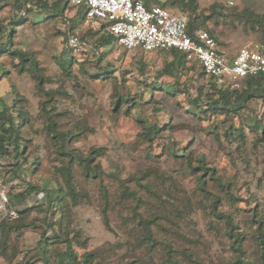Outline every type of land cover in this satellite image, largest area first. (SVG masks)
I'll list each match as a JSON object with an SVG mask.
<instances>
[{
  "label": "rangeland",
  "instance_id": "374dc122",
  "mask_svg": "<svg viewBox=\"0 0 264 264\" xmlns=\"http://www.w3.org/2000/svg\"><path fill=\"white\" fill-rule=\"evenodd\" d=\"M196 1L193 18L204 21L199 28L213 35L220 50L234 55L242 47L264 49V0ZM13 2L0 1V24L11 27L13 47L32 53L37 60L44 90L53 95L60 92L56 102H50L48 113L58 129L80 131L67 147L84 154L102 148L104 153L94 158L95 163L122 179L154 166L157 178H161L154 179V187L170 203L173 222L153 230L156 247L150 250L152 242L135 245L142 228L125 218V212L111 214L110 227L106 228L95 205L73 206L71 227L81 229L87 241L85 248L76 245L79 253L97 251L102 264L125 263L134 256L142 264H169L165 252L170 247L181 264H231L239 253L232 248L233 239L228 235L233 227L243 238L240 256L257 264L258 219L264 229V129L253 125L255 120L264 123L263 102L254 99L234 111L214 109L209 103V78L199 73L197 63L186 62L171 76L160 75L172 54L128 50L117 42L94 47L105 29L95 34L101 23L86 22L71 1L62 15L44 18L45 10L24 11L23 7L16 15ZM163 2L170 3H156ZM173 10L190 18L188 10ZM66 21L74 24L73 33L88 40L89 48L71 51L62 42L63 31L70 27ZM7 39L6 33L0 36V42ZM71 57V68L65 72L60 63ZM0 61L7 68V76L0 80V108L3 105L13 112L22 124L19 131L23 139H27L25 162L11 151L4 161L13 167L1 166L10 197L29 183H47V188H55L62 183L57 173L62 159L45 127L42 106L48 96L38 88L27 64H15L17 59L6 56ZM119 96L127 100L116 102ZM216 97L214 94L213 99ZM21 114L28 119L25 125ZM153 126H158L159 132L149 138L147 129ZM185 155L196 167L202 157L209 169L190 171L183 161ZM211 169L213 179H209ZM203 180L207 192L201 190ZM35 195L28 196L23 204L28 205V198L32 197V202ZM142 196L151 199L146 192ZM153 204L145 205L144 217L156 212ZM41 215L38 210L31 212L26 221L34 226L13 236V256L5 258L0 251V264H41L36 247L46 226ZM124 229H134L133 236ZM57 249L63 250L65 245L58 244Z\"/></svg>",
  "mask_w": 264,
  "mask_h": 264
},
{
  "label": "trees",
  "instance_id": "16d2710c",
  "mask_svg": "<svg viewBox=\"0 0 264 264\" xmlns=\"http://www.w3.org/2000/svg\"><path fill=\"white\" fill-rule=\"evenodd\" d=\"M142 1L147 7L160 5L175 14L181 13L175 12L173 8H180L181 11L188 10L190 12V18H188L189 34H193L196 30L200 29V25L204 23V21L200 23L196 22L193 18L197 8L196 0H168V2H170L168 4L164 2L158 4L156 3L158 0ZM69 2L70 0H53L51 3H49L48 0H14L13 5L15 7L14 11L16 15L19 14L18 12L22 7L24 11H30L31 7L29 4L31 3V5L34 4L38 10H45L47 16L56 17L64 13ZM77 7L82 18L86 12L87 4L81 3ZM100 23L101 25L95 34L98 32L101 33L103 28L105 31L97 36L94 47H99L100 45H112L116 42V37L107 31L106 23ZM73 28L74 24L71 23L69 29L73 30ZM262 29L264 30L263 26ZM4 33H6L8 39L5 42H0V57L6 56L17 59V63L15 64H20L21 66L27 64V69L32 74L33 79H35L38 88L48 96L47 101H43L42 110L46 112V131L52 141H55L54 146L56 147L57 155L62 159L57 170V173L62 177V183L57 184L55 188L52 189L47 188V183L42 185L29 183L23 191L10 197V205L16 208L18 215L16 218L6 219L0 223V232L2 235L0 239V251L2 255L5 258L13 256V246H11L13 236L20 234L26 227L34 226L32 221L27 222L26 219L31 212L38 210L42 214V222L46 224L36 245L41 264H102L101 261H98L97 251L88 250L79 253V249H77L78 247L85 248L87 241L86 238H83L81 229L71 227V209L73 206L81 204L95 205L98 208L100 220L106 228L110 227L111 214H121L122 212H125V218L129 217L134 223L136 222V224L142 228L141 238L139 240L135 239V245L137 244L139 247L142 243L152 242V240H154L152 235L153 230L154 232L155 230H162L167 228L169 223L173 222L170 219L171 208L169 201H165L161 194L157 193L154 187V179H161L157 178L154 169H152L154 166L149 165L145 167V169L136 173H131L128 177L122 179L111 171H104L98 162L95 163L94 158L101 156V154L104 153L102 148H93L85 154L68 148L67 145L75 142V138H78L76 137V134L80 131L73 133L58 129L56 127L57 122L53 115L48 113L51 107L50 102L53 101V103H55L59 98L60 92H55V95H53L52 91L44 90L43 84L45 81L37 60L32 53L13 47L10 40V36L13 33L11 27L0 24V36ZM80 40L88 42L87 39L80 38ZM69 49L71 51L75 50L74 47L70 46ZM164 51L172 54L173 59L165 65L160 75L171 76L174 71L184 67L186 62L196 63L195 61H188L185 54L178 50L169 49ZM73 60L74 59L71 57L69 60L61 61L60 65L65 72L71 68L70 62ZM21 68L22 67H20L19 70ZM25 68H23V70ZM198 68L199 73L204 74L209 78L212 88V92L209 94V103L212 108L234 111L237 108L245 106L249 101L254 99H260L264 104V75L257 74L247 76L243 79L241 84H231L225 80H220L217 77L206 74L200 65H198ZM0 71L1 80L7 76V68L1 61ZM201 89L202 88H200V90ZM214 94H216L217 97L213 99ZM125 100H127L126 97L119 96L116 102L122 101L124 103ZM21 115L24 123L23 125L27 124V118L24 117L23 114ZM18 124L19 121L14 118L13 112L8 107L2 105L0 108V166H3L4 169L13 167L8 163L6 164L4 161L6 160L5 158L10 155L11 151L14 152L16 157H22L25 162L24 152L27 139L24 140L19 131L22 124ZM253 126L261 130L264 129V123L260 120H255V125ZM158 132L159 127L153 126L147 129L146 135L150 138ZM12 145L13 147L11 148L10 146ZM175 155L182 157V155L174 153V156ZM183 161L186 163V166L190 171L200 168L205 172L209 169L202 157L198 159L199 165L197 167L192 165L186 155L184 156ZM213 173L214 170L211 169L209 179H213ZM165 179L166 178H162V180ZM172 179L169 178L168 181H171ZM201 182V190L207 192L204 188L205 180ZM142 192H146L151 199L149 200L142 196ZM33 193L36 194L35 201L30 205H24L23 202ZM166 195L170 197L168 190ZM44 197L45 199L43 200L42 198ZM150 201L154 203L153 206L155 207L156 212L153 213L151 217L147 218L144 217L143 209L146 204L150 203ZM54 215H56L55 220L53 219ZM254 215H256V213ZM256 222L258 223L255 237L257 239L256 262L257 264H264L263 221L258 219ZM232 228L233 227L229 228L228 235L233 239L232 248L239 253L237 254L235 261L231 264H250L249 261L240 256L242 249L241 242L243 238L240 236V233L234 232ZM124 232L132 237L134 229L130 231L124 229ZM62 243L65 245V249H57L58 244ZM155 243L156 241H153L149 244V250ZM76 245L78 247H76ZM155 247L156 246H154V248ZM172 253V248L168 247L165 252L166 262L169 264H181ZM119 264H142V262L134 256L133 259L131 257V259L125 263ZM150 264H152V261ZM194 264H196V262H194Z\"/></svg>",
  "mask_w": 264,
  "mask_h": 264
},
{
  "label": "built area",
  "instance_id": "2783aa9c",
  "mask_svg": "<svg viewBox=\"0 0 264 264\" xmlns=\"http://www.w3.org/2000/svg\"><path fill=\"white\" fill-rule=\"evenodd\" d=\"M74 5L87 4V22L106 23L124 49L164 51L175 49L195 61L208 75L231 84H241L247 76L264 75V50L242 47L234 55L219 49L214 37L205 29L188 33V17L172 13L165 7H147L142 0H72ZM62 42L70 47L86 48L87 44L69 34ZM10 189L0 166V223L16 218L18 212L10 205ZM32 198V197H30ZM28 205L36 199L30 200Z\"/></svg>",
  "mask_w": 264,
  "mask_h": 264
},
{
  "label": "crops",
  "instance_id": "0c3cea01",
  "mask_svg": "<svg viewBox=\"0 0 264 264\" xmlns=\"http://www.w3.org/2000/svg\"><path fill=\"white\" fill-rule=\"evenodd\" d=\"M71 1V5H73V6H75V7H77L78 5H74L73 3H72V0H70ZM29 6L31 7V10L30 11H32V10H34V9H37L36 8V6L33 4V5H31V3L29 4ZM85 14H86V12H85ZM85 14H84V19H85ZM43 16V18L45 17V16H47V15H42ZM86 21V20H85ZM87 22V21H86ZM66 24H69L70 25V23H69V21H66ZM64 32V36H65V38L69 35V34H73V35H75L79 40H80V38L75 34V33H73V30H70L69 28H67L66 29V31H63ZM63 38V37H62ZM80 41H82V40H80ZM82 42H84V43H86L87 45V47L86 48H89L90 47V44H89V42H85V41H82ZM116 42H117V40H116ZM118 43V42H117Z\"/></svg>",
  "mask_w": 264,
  "mask_h": 264
}]
</instances>
